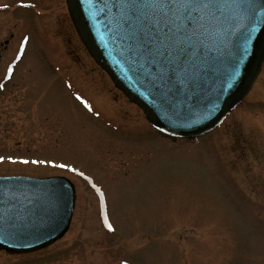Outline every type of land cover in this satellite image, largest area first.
<instances>
[{
	"label": "rangeland",
	"instance_id": "1",
	"mask_svg": "<svg viewBox=\"0 0 264 264\" xmlns=\"http://www.w3.org/2000/svg\"><path fill=\"white\" fill-rule=\"evenodd\" d=\"M0 5V176L76 186L66 235L0 249V264H264V63L220 127L169 140L94 62L65 0Z\"/></svg>",
	"mask_w": 264,
	"mask_h": 264
},
{
	"label": "water",
	"instance_id": "2",
	"mask_svg": "<svg viewBox=\"0 0 264 264\" xmlns=\"http://www.w3.org/2000/svg\"><path fill=\"white\" fill-rule=\"evenodd\" d=\"M242 2L255 4L258 10L264 4V0ZM121 3L67 0L73 23L96 62L167 135L192 138L219 125L261 71L264 24L239 16L222 21L218 38H193L180 57V67L186 68L180 82L176 79L179 69L165 59L167 53L165 57L146 55V49L153 47L152 37H158L157 26L143 17L126 21ZM252 27L256 31L248 39ZM74 199V185L63 176L0 177V247L25 252L56 241L69 228Z\"/></svg>",
	"mask_w": 264,
	"mask_h": 264
},
{
	"label": "snow or ice",
	"instance_id": "3",
	"mask_svg": "<svg viewBox=\"0 0 264 264\" xmlns=\"http://www.w3.org/2000/svg\"><path fill=\"white\" fill-rule=\"evenodd\" d=\"M121 8L124 10L126 21L133 17L137 19L143 17L157 26L158 37H152L153 47L146 49V55L165 57L167 53L165 59L170 64H176L179 69L176 71V79L180 82H183L182 75L186 73V68L180 67V57L192 43L193 38L197 40L205 36L218 38L221 35L219 27L222 21L234 20L239 16L254 20L257 24H264V4H261L258 10L255 4H245L242 0H152L151 3L122 0ZM161 24L163 28H167L166 32L163 31ZM255 31V27L250 29L248 39ZM140 39V46L144 47L143 39ZM244 52L247 54V47ZM238 62L242 63V59ZM77 99L81 98L78 96ZM85 107L89 106L85 104ZM2 160L0 157V162ZM58 167L63 168L65 165ZM107 226L111 229L110 224Z\"/></svg>",
	"mask_w": 264,
	"mask_h": 264
}]
</instances>
